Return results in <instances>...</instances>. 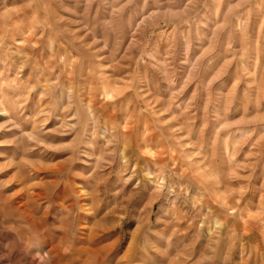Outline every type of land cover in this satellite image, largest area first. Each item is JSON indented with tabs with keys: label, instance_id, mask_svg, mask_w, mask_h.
Instances as JSON below:
<instances>
[{
	"label": "rangeland",
	"instance_id": "374dc122",
	"mask_svg": "<svg viewBox=\"0 0 264 264\" xmlns=\"http://www.w3.org/2000/svg\"><path fill=\"white\" fill-rule=\"evenodd\" d=\"M0 264H264V0H0Z\"/></svg>",
	"mask_w": 264,
	"mask_h": 264
}]
</instances>
